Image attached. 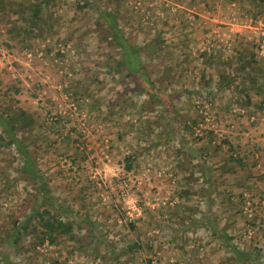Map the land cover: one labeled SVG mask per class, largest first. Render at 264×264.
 Segmentation results:
<instances>
[{
  "label": "rangeland",
  "instance_id": "374dc122",
  "mask_svg": "<svg viewBox=\"0 0 264 264\" xmlns=\"http://www.w3.org/2000/svg\"><path fill=\"white\" fill-rule=\"evenodd\" d=\"M30 1L0 0V110L28 114L18 135L38 175L0 138V264H239L232 245L264 264V4L50 0L25 35L14 16ZM103 7L128 42L162 47L141 49L156 106L111 69ZM32 207L73 229L39 242L29 223L8 243Z\"/></svg>",
  "mask_w": 264,
  "mask_h": 264
},
{
  "label": "trees",
  "instance_id": "16d2710c",
  "mask_svg": "<svg viewBox=\"0 0 264 264\" xmlns=\"http://www.w3.org/2000/svg\"><path fill=\"white\" fill-rule=\"evenodd\" d=\"M49 1L50 0L30 1L26 7L20 8L19 14L14 16V19L22 24V31L25 35L34 31L36 27L40 28L38 22V20L41 19L40 12H44V9ZM17 4L19 5L21 3L18 2ZM255 4L262 5L264 4V0H255ZM98 16L102 18V20H100V24H102L105 29H108L104 35L107 43L109 45L112 44L117 48V54L115 56L111 55V59L114 60V62L110 67L114 74H117V77L121 76L120 79L124 76L129 77L133 86L134 94L136 96H140L141 94L144 95L146 101L153 103L155 106L157 103H161V89L156 84H154L152 79H150L147 70L143 66V54L141 49L144 48L147 52L150 51L152 54H157V52L162 51V47H160L158 42L153 39L148 41L146 45H136L134 43L128 42L123 31L120 30L116 25V18L113 9L107 7L100 8L98 9ZM103 21L104 23H102ZM39 31H41V29H39ZM250 44H252L251 41ZM175 51V49L174 51L170 49L169 53H174ZM240 61L241 62L239 63V66L241 68L245 67V65L246 67L249 66V61L255 62L253 51H249L248 55L244 57V59L241 58ZM208 62H210L209 59L204 58L203 66H207ZM259 69L260 66L258 67L257 71H259ZM221 77L224 80V75H221ZM221 83H226V81ZM193 88L194 87L192 86L191 89ZM244 89L241 87V90ZM175 95L176 91L168 92L166 99L169 100V104L165 105L167 107L166 122L171 127L173 121L178 118V111L172 104ZM27 122L30 123L31 120L28 117V114L21 107L10 109L7 112L5 109L2 111L0 110V138L7 144H13L14 148H16L18 152L22 153L24 157L22 170L25 171L30 177L35 178L38 177L36 172L37 168L33 165L30 154L25 149V145H23L18 135V131H20L23 125H25ZM131 156L132 153L131 155H127L125 157L126 167L129 166V159ZM41 185L42 183H40V186ZM44 214H46V216H44ZM205 216L206 218H210L209 213H207ZM33 217L35 218V221L34 223H31L30 220ZM210 221H212L211 218ZM29 223L31 227L30 232H34L36 235L40 236L39 242L43 240L53 242L58 234H67L73 229L72 221L62 220L60 217H58V215L49 213L47 209L37 211L35 207H32L31 211H29L26 217L20 221V225H14L9 229L8 233L6 234V241L8 243H13L14 241L16 242L19 239L20 234H25L28 232L27 226ZM216 231H218L217 228ZM127 247L130 249L139 250V248H141V240L136 238L128 243ZM230 251L233 252L235 262L242 264L255 260L257 249H242L232 245L230 247Z\"/></svg>",
  "mask_w": 264,
  "mask_h": 264
},
{
  "label": "crops",
  "instance_id": "0c3cea01",
  "mask_svg": "<svg viewBox=\"0 0 264 264\" xmlns=\"http://www.w3.org/2000/svg\"><path fill=\"white\" fill-rule=\"evenodd\" d=\"M250 139H251V137H250ZM253 139L254 140L255 139H258V142L261 144V148L264 150V127H263V129H261V130L258 131V134L256 132V136Z\"/></svg>",
  "mask_w": 264,
  "mask_h": 264
}]
</instances>
